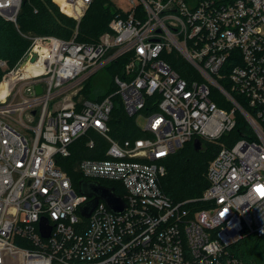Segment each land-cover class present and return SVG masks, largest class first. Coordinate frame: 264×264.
Masks as SVG:
<instances>
[{"label":"built area","instance_id":"obj_1","mask_svg":"<svg viewBox=\"0 0 264 264\" xmlns=\"http://www.w3.org/2000/svg\"><path fill=\"white\" fill-rule=\"evenodd\" d=\"M93 1L56 3L80 23ZM23 2L0 0V16L17 23ZM127 2L128 16L113 19L95 44L29 37L21 63L3 77L0 264H241L224 261L227 248L243 233L264 237V0ZM125 55L116 92L100 101L81 95ZM173 56L195 76L173 69ZM115 95L142 138L112 137ZM238 116L246 137L233 142ZM89 132L107 143L104 158L83 159L76 170L81 181L114 189L122 213L99 199L84 217L96 196L82 194L61 165ZM195 139L221 143L203 207L174 203L160 186L165 160Z\"/></svg>","mask_w":264,"mask_h":264},{"label":"trees","instance_id":"obj_2","mask_svg":"<svg viewBox=\"0 0 264 264\" xmlns=\"http://www.w3.org/2000/svg\"><path fill=\"white\" fill-rule=\"evenodd\" d=\"M61 0H24L17 23L0 16V84L7 70L15 68L24 58L31 46L29 37L54 36L63 40L75 38L77 42L95 44L100 36L108 32L111 21L115 18H126L113 0H94L82 17L80 23L70 16L66 7L63 9L56 3ZM130 59L125 55L109 64L101 73L91 77L81 95L85 98L100 101L116 92L113 78L123 74V69ZM172 67L184 78L195 74L188 65H184L178 57L173 56ZM5 63L6 68L1 66ZM219 106L221 100L212 96ZM114 107L111 114V135L118 141L139 139L143 134L138 130L136 118L129 117L118 95L113 97ZM246 124L238 116L237 127L230 134L234 141L246 137ZM95 141V147L90 149L88 142ZM225 142V139L220 140ZM202 151H196L193 142L171 154L165 160L166 173L160 180L163 193L174 203L190 200H200L209 186L207 171L210 162L221 149V143L202 141ZM231 146V145H230ZM107 143L95 132H89L70 146L71 155L61 161V165L72 177L75 183L82 180L76 170L83 159L104 158ZM197 202L196 206L203 207ZM235 258L241 264H264V237L243 233L242 237L227 248L224 261Z\"/></svg>","mask_w":264,"mask_h":264},{"label":"water","instance_id":"obj_3","mask_svg":"<svg viewBox=\"0 0 264 264\" xmlns=\"http://www.w3.org/2000/svg\"><path fill=\"white\" fill-rule=\"evenodd\" d=\"M36 90L38 94H41L43 91V87L39 85L36 87ZM26 94L33 95V89L28 88L26 90ZM193 147L196 151H202V141L200 139H195L193 142ZM80 192L84 195L96 196L94 200L83 205L81 208V214L86 218H89L93 211L96 209L99 199L104 200L109 208L115 213H122L126 209L125 203L121 198L115 195L114 189L101 186L97 182L81 181Z\"/></svg>","mask_w":264,"mask_h":264},{"label":"rangeland","instance_id":"obj_4","mask_svg":"<svg viewBox=\"0 0 264 264\" xmlns=\"http://www.w3.org/2000/svg\"><path fill=\"white\" fill-rule=\"evenodd\" d=\"M115 2V4L119 7L120 10H122L123 12L127 13L130 10V6L129 3L127 2V0H113ZM139 1V0H137ZM102 36V35H101ZM100 36V38H101ZM144 120L143 118L139 119V124L140 127H143L142 125L144 124ZM118 184V183H117ZM121 188V185L119 187V189Z\"/></svg>","mask_w":264,"mask_h":264},{"label":"bare ground","instance_id":"obj_5","mask_svg":"<svg viewBox=\"0 0 264 264\" xmlns=\"http://www.w3.org/2000/svg\"><path fill=\"white\" fill-rule=\"evenodd\" d=\"M64 7H66V6H64ZM66 8L68 9V7H66ZM68 11H69V9H68ZM7 91H8V84H7V82L3 81L0 85V99H3L6 96Z\"/></svg>","mask_w":264,"mask_h":264},{"label":"snow or ice","instance_id":"obj_6","mask_svg":"<svg viewBox=\"0 0 264 264\" xmlns=\"http://www.w3.org/2000/svg\"><path fill=\"white\" fill-rule=\"evenodd\" d=\"M262 194H264V192H262Z\"/></svg>","mask_w":264,"mask_h":264}]
</instances>
